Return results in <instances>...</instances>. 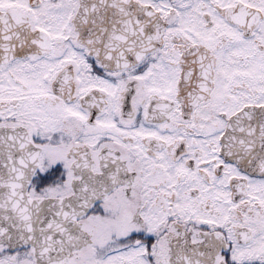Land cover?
I'll list each match as a JSON object with an SVG mask.
<instances>
[{
    "label": "snow or ice",
    "instance_id": "obj_1",
    "mask_svg": "<svg viewBox=\"0 0 264 264\" xmlns=\"http://www.w3.org/2000/svg\"><path fill=\"white\" fill-rule=\"evenodd\" d=\"M0 264H264V0H0Z\"/></svg>",
    "mask_w": 264,
    "mask_h": 264
}]
</instances>
